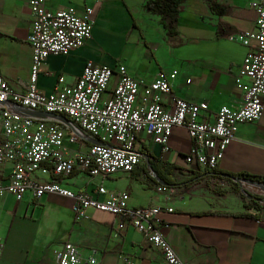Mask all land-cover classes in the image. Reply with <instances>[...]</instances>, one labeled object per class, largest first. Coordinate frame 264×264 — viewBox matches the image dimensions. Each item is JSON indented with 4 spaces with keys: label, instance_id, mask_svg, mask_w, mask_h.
I'll use <instances>...</instances> for the list:
<instances>
[{
    "label": "crops",
    "instance_id": "obj_1",
    "mask_svg": "<svg viewBox=\"0 0 264 264\" xmlns=\"http://www.w3.org/2000/svg\"><path fill=\"white\" fill-rule=\"evenodd\" d=\"M148 1L92 3V39L68 55L49 56L39 77V91L51 94L60 77L65 84L74 85L86 61L92 60L114 69L124 65L130 75L145 84L166 72L177 96L209 104L203 113L208 122L215 121L222 107L240 106L242 92L235 79L250 48L232 42L229 35L256 28L252 0H187L177 33L171 35L162 16L147 7ZM46 3L53 9L73 6L79 12L87 4L84 0ZM32 23L28 0H0V74L16 92L24 93L29 87L33 50L27 39ZM164 103H170L166 95ZM191 140L185 128L176 127L169 151H164L141 134L137 145L141 153L148 148L164 161L179 165L183 170L178 171L186 175L184 181L175 179L180 185L167 187L164 192L157 190L161 184L144 171L93 179L75 173L61 181L74 191L92 194L98 185L128 192L133 208L160 207L156 226L189 264H264V206L247 208L240 192L229 183V187L219 189L202 187L200 183L211 176L204 175L207 170L186 163ZM70 147L87 149L82 143ZM145 164L143 156L137 169ZM218 167L264 176V112L258 121L238 126ZM40 178L44 182L54 180ZM16 199L12 194L0 196V237L6 244L0 264H57L56 252L66 243L78 246L84 257L96 256L99 264H124L127 255L138 264H167L160 250L127 218L89 208L88 219H77L73 202L58 195L45 194L35 201L27 193L22 201Z\"/></svg>",
    "mask_w": 264,
    "mask_h": 264
},
{
    "label": "built area",
    "instance_id": "obj_2",
    "mask_svg": "<svg viewBox=\"0 0 264 264\" xmlns=\"http://www.w3.org/2000/svg\"><path fill=\"white\" fill-rule=\"evenodd\" d=\"M84 1L85 9L79 12L73 6L53 9L46 0H28L33 23L27 41L33 55L27 91H14L0 74V196L12 194L18 202L27 193L35 201L45 194L66 197L73 202L76 218L82 220L88 219L89 208L114 213L144 233L167 264H189L156 226L160 207L133 208L128 192L99 185L94 194L74 191L61 179L68 180L75 173L90 179L132 173L145 155L137 147L141 134L169 151L176 127L185 128L192 139L186 163L205 170L216 169L235 139L238 126L263 116L264 0L251 3L257 12L256 28L229 35L232 42L250 48L235 79L242 103L238 107H222L214 122L203 116L209 104L177 96L164 71L145 84L130 75L124 65L114 69L90 60L74 85L65 84L64 77H60L54 92L41 93L38 82L47 58L68 55L92 39L91 4L102 0ZM165 95L170 98L168 105L164 103ZM79 143L87 145V149L70 147ZM40 177L54 180L44 182ZM166 188L160 185L157 190L164 192ZM5 246L0 237V260ZM79 249L73 243L64 244L56 252L57 264H99L96 256L84 257ZM124 264L138 263L127 255Z\"/></svg>",
    "mask_w": 264,
    "mask_h": 264
},
{
    "label": "trees",
    "instance_id": "obj_3",
    "mask_svg": "<svg viewBox=\"0 0 264 264\" xmlns=\"http://www.w3.org/2000/svg\"><path fill=\"white\" fill-rule=\"evenodd\" d=\"M187 0H149L147 7L153 12L162 16L165 29L171 35L177 33L179 15L183 10V3ZM146 164L137 169L134 173L144 171L147 176L158 184L165 187H175L180 185L174 178V173L182 171L179 165L164 161L160 156L152 154L148 148L145 150ZM192 172L191 170H186ZM204 175H210L214 179H220L229 183L235 191L240 192L246 201V207L257 206L261 209L264 206V176L248 172L232 173L222 171L217 167L213 171L207 170ZM221 194L225 190L220 189Z\"/></svg>",
    "mask_w": 264,
    "mask_h": 264
},
{
    "label": "rangeland",
    "instance_id": "obj_4",
    "mask_svg": "<svg viewBox=\"0 0 264 264\" xmlns=\"http://www.w3.org/2000/svg\"><path fill=\"white\" fill-rule=\"evenodd\" d=\"M185 174H184V172H179V171H177V172H175V174H174V177H175V179L177 180V181H179V182H181V181H184V179H185ZM202 184V185H201ZM200 185L202 186V187H207V186H209V187H211V189H219V188H225V187H229L230 185L227 183V182H225V181H222V180H220V179H214V178H211V177H208L206 180H203L201 183H200ZM193 186H195V185H193ZM197 186V185H196Z\"/></svg>",
    "mask_w": 264,
    "mask_h": 264
},
{
    "label": "water",
    "instance_id": "obj_5",
    "mask_svg": "<svg viewBox=\"0 0 264 264\" xmlns=\"http://www.w3.org/2000/svg\"><path fill=\"white\" fill-rule=\"evenodd\" d=\"M62 118L64 119V121H66V122H69L68 120V118L66 117V116H62ZM145 156V155H144Z\"/></svg>",
    "mask_w": 264,
    "mask_h": 264
}]
</instances>
